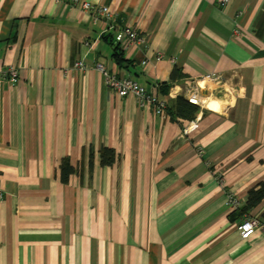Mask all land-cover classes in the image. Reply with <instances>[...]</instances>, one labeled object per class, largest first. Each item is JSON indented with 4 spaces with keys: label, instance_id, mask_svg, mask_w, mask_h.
Here are the masks:
<instances>
[{
    "label": "crops",
    "instance_id": "0c3cea01",
    "mask_svg": "<svg viewBox=\"0 0 264 264\" xmlns=\"http://www.w3.org/2000/svg\"><path fill=\"white\" fill-rule=\"evenodd\" d=\"M81 1L117 12L115 27L72 0H0V264H264V201L249 239L227 205L264 181V0ZM124 21L146 41L120 46V65ZM97 63L168 105L199 88L227 110L156 115Z\"/></svg>",
    "mask_w": 264,
    "mask_h": 264
},
{
    "label": "built area",
    "instance_id": "2783aa9c",
    "mask_svg": "<svg viewBox=\"0 0 264 264\" xmlns=\"http://www.w3.org/2000/svg\"><path fill=\"white\" fill-rule=\"evenodd\" d=\"M228 0H222L223 4H226ZM74 6L80 5L82 10L89 12L95 18H103L109 29L115 27V24L119 18L117 12L112 11L108 6L103 4H96L90 1L72 0ZM115 39L120 43L121 48L130 50L131 48H137L143 45L146 41V37L141 34L132 24L124 21L122 25H119L118 30L115 33ZM158 60L162 57L158 56ZM146 63V61H144ZM75 67L79 71H83L87 68L85 62L82 60L75 64ZM96 67L100 70L106 80L108 88L120 97H133L137 100L140 105H150L155 114L166 117L168 115V101L166 98L159 97L156 90H148L144 85L129 76H118L114 73L109 72L105 66L101 63H97ZM2 77L6 78L11 83L18 81V71L16 69H10L2 72ZM199 85V84H198ZM202 88L201 85H199ZM157 89V86H154ZM209 96V95H207ZM203 95L199 88H196L186 94V99L200 107L204 106V99L207 97ZM199 116V115H198ZM194 124L191 121L188 125ZM188 127L185 128V131ZM3 197V191L0 189V199ZM227 205L235 210L243 206L242 201L231 191L228 192ZM261 221L259 218L245 215L243 219L238 223V229L242 239H249L255 234L256 230L260 228Z\"/></svg>",
    "mask_w": 264,
    "mask_h": 264
},
{
    "label": "trees",
    "instance_id": "16d2710c",
    "mask_svg": "<svg viewBox=\"0 0 264 264\" xmlns=\"http://www.w3.org/2000/svg\"><path fill=\"white\" fill-rule=\"evenodd\" d=\"M120 43H116L114 49V57L118 64L122 65L125 57L122 52L118 51ZM179 74V70L176 68L172 74V79H176ZM171 85L162 84L160 86V91L162 94H167L169 92ZM201 110L200 106L190 103L185 97L178 96L168 105L167 111L174 118H180L185 120H192L196 117L197 113ZM101 164L103 166L113 165L116 161V152L114 149L101 146L100 149ZM61 178L63 181H67L70 174L74 172L73 166L70 164L68 158H63L61 165ZM264 201V181L258 183L255 187L251 188L248 192V198L245 204L239 208L235 209L230 216L232 220L243 219L245 215H249L250 212L260 205Z\"/></svg>",
    "mask_w": 264,
    "mask_h": 264
},
{
    "label": "bare ground",
    "instance_id": "6f19581e",
    "mask_svg": "<svg viewBox=\"0 0 264 264\" xmlns=\"http://www.w3.org/2000/svg\"><path fill=\"white\" fill-rule=\"evenodd\" d=\"M203 102H204V106L210 110H214L221 113L226 112L227 110V107H225V103L222 99L207 96Z\"/></svg>",
    "mask_w": 264,
    "mask_h": 264
},
{
    "label": "rangeland",
    "instance_id": "374dc122",
    "mask_svg": "<svg viewBox=\"0 0 264 264\" xmlns=\"http://www.w3.org/2000/svg\"><path fill=\"white\" fill-rule=\"evenodd\" d=\"M213 95H214V94H213ZM211 97H220V96H215V95H214V96H212V95H211ZM220 98H221V97H220ZM221 99H222V98H221ZM223 99H225V98H223ZM225 105H227V104H225Z\"/></svg>",
    "mask_w": 264,
    "mask_h": 264
}]
</instances>
